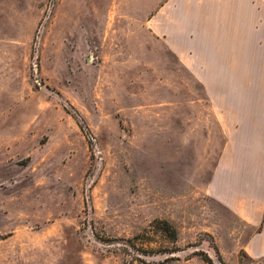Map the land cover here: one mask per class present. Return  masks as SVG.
<instances>
[{
    "label": "rangeland",
    "instance_id": "obj_1",
    "mask_svg": "<svg viewBox=\"0 0 264 264\" xmlns=\"http://www.w3.org/2000/svg\"><path fill=\"white\" fill-rule=\"evenodd\" d=\"M209 1L0 0V264H252Z\"/></svg>",
    "mask_w": 264,
    "mask_h": 264
},
{
    "label": "crops",
    "instance_id": "obj_2",
    "mask_svg": "<svg viewBox=\"0 0 264 264\" xmlns=\"http://www.w3.org/2000/svg\"><path fill=\"white\" fill-rule=\"evenodd\" d=\"M209 3L212 32L196 40L206 68H224V162L216 195L234 218L228 230L236 231V244L252 264H264V0ZM159 27L158 36H178ZM173 51L186 53L176 45Z\"/></svg>",
    "mask_w": 264,
    "mask_h": 264
}]
</instances>
